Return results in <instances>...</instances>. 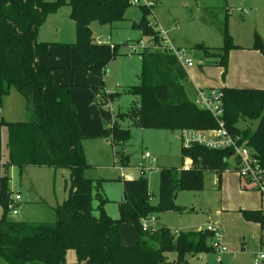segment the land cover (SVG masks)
<instances>
[{"label": "trees", "instance_id": "obj_1", "mask_svg": "<svg viewBox=\"0 0 264 264\" xmlns=\"http://www.w3.org/2000/svg\"><path fill=\"white\" fill-rule=\"evenodd\" d=\"M70 4V18L75 24L74 43L58 44L69 58L71 47L76 46L86 60L85 70L103 76L108 66L119 55L123 43H98L93 38L92 23L113 26L126 19L129 0H0V258L8 264L44 262L68 264L69 249L77 254L76 264H172L169 253L183 258L215 250L214 233L201 230H183L175 234L165 225L155 231L144 230L141 219L162 210L176 208L173 196L179 190H203L205 171L214 170L222 175L229 166V149H210L204 145L183 147V154L193 164L180 171L165 169L161 175L159 202H152L148 178L123 181V198L119 202L120 215L112 217L105 209L111 201L104 191L105 178L92 177L93 164L86 159L83 146L85 135L78 114L72 105L70 90L75 83H58L54 77L57 67L42 64L40 56L53 55L54 42L38 38L40 27L47 16L61 5ZM144 15L133 28L153 35L162 43L160 32L149 27L150 7L142 4ZM224 52L217 53L200 44L205 56L224 66L227 73L229 52L233 43L227 25L224 30ZM239 46V45H238ZM179 48V47H178ZM252 48L264 54V39L255 32ZM130 50L126 55L130 56ZM140 82L128 88L137 97L134 124L142 128L184 129L217 128V119L208 110L191 101L181 84L186 71L176 55L162 43L160 50L150 48L141 52ZM68 68L76 70L71 67ZM13 88L22 93L32 117L27 121H7L1 112V99ZM223 119L228 130L238 135L264 162V89L224 87ZM96 91L99 88L95 87ZM119 96L115 92L111 97ZM102 94V93H100ZM102 94L101 97H105ZM114 100V99H113ZM241 121L257 122V127L241 128ZM6 128L7 161L3 160L1 132ZM104 137L122 163L130 154L125 146L132 138L131 128L124 127L120 115L104 128ZM9 166H17L20 173L26 166L67 168L70 184L65 200L54 207L51 222L17 220L11 215L9 204L13 190L10 187ZM94 200H97L95 205ZM248 221L260 223L264 231V211L240 209ZM97 212V213H96ZM135 224L138 240L124 242L123 223ZM212 241V242H211Z\"/></svg>", "mask_w": 264, "mask_h": 264}, {"label": "rangeland", "instance_id": "obj_2", "mask_svg": "<svg viewBox=\"0 0 264 264\" xmlns=\"http://www.w3.org/2000/svg\"><path fill=\"white\" fill-rule=\"evenodd\" d=\"M54 1V0H51ZM153 1L148 14L149 27L160 32L163 29L167 38L174 46L186 50L187 56L194 60L193 66L183 68L185 77L180 82L187 97L195 101L199 87L221 83L225 71L221 63L205 56L202 49L196 45H204L217 53L224 52V30L227 25L233 43L229 52L228 69H238L243 62H252V52H245L242 47H252L254 34L258 32L264 38V0H147ZM141 3H130L126 10V19L114 24L101 25L92 23L93 38H102L103 43L115 45L123 43L127 48L110 63L100 83L91 88L96 93V110L101 122L91 130L94 134L83 141L86 159L93 164L88 173L93 177H103L104 191L111 201L105 209L113 215L119 216V202L123 198V179L119 166L134 167L140 163L153 168L145 175L153 193L152 202H159L161 196V175L165 169L180 171L189 168L193 160L183 154L181 130L142 128L134 124L135 107L138 106L137 97L128 88L140 82L142 66L141 52L148 48L160 50L162 43L153 40L152 34H145L142 30L133 28V23H139L144 15ZM71 6L66 3L55 12L49 14L45 23L40 27L38 37L41 40L62 43H74L76 40L75 25L70 18ZM163 41V38H162ZM239 45V46H238ZM130 50L134 57L130 60L126 52ZM57 54L65 61L69 60L60 46ZM77 55H70V61H80ZM82 58V62H85ZM250 64V63H249ZM88 71V70H87ZM126 75V76H124ZM90 77H95L90 75ZM125 84V85H123ZM99 88V91L95 90ZM119 92L115 97L111 95ZM105 97H101L102 94ZM114 99V100H113ZM1 112L7 121H27L32 117L30 107L25 96L16 88L1 99ZM120 115V122L124 127H130L131 140L125 146V154L131 158L122 163L107 138L103 137V124L114 120V114ZM241 128L257 127V122L241 121ZM206 130V129H204ZM183 131V130H182ZM3 160L7 161L6 128L1 132ZM152 154L145 157V152ZM187 159V161H186ZM186 163V164H185ZM138 167V166H137ZM236 162L229 158L228 170L222 175L217 171H205L203 190H179L173 196L176 208L153 213L158 225H165L172 231L199 230L208 223H215L221 227L220 240L228 245L229 250L219 253L216 248L202 252L199 260L192 259L193 254L179 258L176 253H169L167 260L172 264H255V258L260 252L259 226L255 221L246 220L240 208L258 206L264 210V200L257 190H246L239 185V174L234 171ZM137 178L140 172L131 170ZM8 174L11 178L10 187L14 193L22 195V201L17 203V220L30 222H51L55 219L54 207L65 200L70 184V172L67 168L51 166H26L22 173L17 166H9ZM177 195V196H176ZM97 205V200H94ZM0 206V216L2 214ZM97 213V212H96ZM160 223V224H159ZM261 226V225H260ZM122 238L125 242L135 243L138 232L135 224L125 222L121 227ZM212 242V241H211ZM132 243V244H133ZM72 253L77 254L74 249ZM8 264L0 258V264Z\"/></svg>", "mask_w": 264, "mask_h": 264}, {"label": "built area", "instance_id": "obj_3", "mask_svg": "<svg viewBox=\"0 0 264 264\" xmlns=\"http://www.w3.org/2000/svg\"><path fill=\"white\" fill-rule=\"evenodd\" d=\"M130 3H141L151 7L154 3L147 0H129ZM161 37L163 38L162 43L167 46V50L176 55L179 62L184 66H193L194 60L187 56L186 50L174 46L167 38V35L163 29H159ZM162 40V39H161ZM98 43H103L102 38L99 37L96 40ZM132 54H130L131 56ZM196 104L205 110H208L217 119L219 126L212 129H184L181 131V139L183 147L190 148L193 145L199 144L204 145L210 149H229L231 157L235 159L236 170L240 178L250 187L251 189L257 190L262 199L264 200V162L255 155V152L251 147L246 145L245 141H242L238 135L231 133L225 125L223 115L225 112L224 108V91L220 88H198V95L195 100ZM109 142L111 139L109 138ZM145 157L151 158L152 154L149 151L145 152ZM138 166V167H137ZM120 174L123 181H132L137 179L131 170L137 169L141 176H144L150 171L151 167L142 163L135 165L134 167L119 166ZM22 201V195L20 193H13L12 201L9 204L11 215H17L19 210L16 208L17 203ZM141 226L144 230L155 231L158 226V220L155 215L145 217L141 219ZM199 230L210 231L214 233L213 246L221 254L229 250L228 245L224 244L220 237L221 227L215 223H208L202 226ZM178 234L179 231H173ZM255 264H264V243L262 248L255 258Z\"/></svg>", "mask_w": 264, "mask_h": 264}, {"label": "crops", "instance_id": "obj_4", "mask_svg": "<svg viewBox=\"0 0 264 264\" xmlns=\"http://www.w3.org/2000/svg\"><path fill=\"white\" fill-rule=\"evenodd\" d=\"M155 5L156 4L154 3V6ZM110 27L113 28L112 26ZM41 41H45V40L41 39ZM54 43H57V42H54ZM57 48H60V45L58 44L53 45L52 47L53 55L40 56L39 61L42 64H47V65H52V66L57 67V69L54 70V77H55L56 82L58 83L73 82L76 84V86L72 87L70 90V98H71L72 105L77 111L79 123L85 135V139H87L94 134L95 131L91 130L94 127V125H98L101 122L99 114L96 110V106L94 104L96 103L95 101L96 93L91 88V86H95L96 84H99L101 78L103 79V76L102 77L97 76L93 72L85 70L86 61L82 62V58L84 56L81 54L80 50L76 46L71 47L70 55L79 56L78 58L81 59V62L79 60L78 61L72 60L70 62L69 60L65 61L62 57H59V55L57 54ZM125 49L127 48L123 46L120 51L122 53H125ZM242 50L244 52L245 50L248 52H252V62H249L250 64L245 61L242 64H240V67L238 69L234 67V69L232 70L230 68V71L228 69V72L226 73L225 77L222 76L221 83H216V84H212L206 87H199V88L215 87V88L221 89L224 87H234V88H262L264 89V54H262L256 49H253L250 46L242 47ZM128 58L130 60L134 59L133 56L132 57L128 56ZM69 63L71 67L76 68V70L69 69L68 68ZM90 75L95 76V77H90ZM111 121L112 120H109L108 122H106L105 125L103 124V126L101 127V130L103 128V131H102L103 137H104V128L106 127L107 123H110ZM234 171H237L236 168L234 169ZM90 174L91 173H89V175ZM97 177H100V176H97ZM238 178H239L240 186L243 185L244 189L246 190H254L248 187V185L240 178V176H238ZM257 207L258 206L252 205V206H245L244 208H240V209H261L263 210L262 208H257ZM111 216L114 218H117V216H113V215ZM257 225L259 226L258 227L259 228V244L261 246L260 247V250H261L262 245L264 243V231L262 230L260 223H257ZM121 232H123L122 229H121ZM125 243L132 244L133 242H125ZM199 255L200 254L196 256H192V259H196L198 262ZM76 262H77V259H76L75 253H72L71 249H69L68 254H67V263L76 264ZM26 264H46V263L34 261V262H28Z\"/></svg>", "mask_w": 264, "mask_h": 264}, {"label": "water", "instance_id": "obj_5", "mask_svg": "<svg viewBox=\"0 0 264 264\" xmlns=\"http://www.w3.org/2000/svg\"><path fill=\"white\" fill-rule=\"evenodd\" d=\"M230 155H231V152H230ZM177 196V195H176Z\"/></svg>", "mask_w": 264, "mask_h": 264}]
</instances>
